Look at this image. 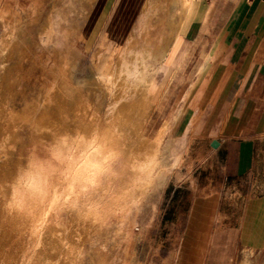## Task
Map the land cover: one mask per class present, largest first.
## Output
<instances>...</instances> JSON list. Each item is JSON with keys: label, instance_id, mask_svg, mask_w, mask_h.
<instances>
[{"label": "bare ground", "instance_id": "6f19581e", "mask_svg": "<svg viewBox=\"0 0 264 264\" xmlns=\"http://www.w3.org/2000/svg\"><path fill=\"white\" fill-rule=\"evenodd\" d=\"M204 1L190 0L194 7L184 9L185 0H144L134 30L125 35L120 33L115 40L107 35V31L98 33L101 20L88 27L87 36L82 39L96 0H58L60 3L54 5L52 2L41 20L38 17H41L43 3L40 6L39 0L15 3L13 7L6 2L0 3V144L10 149L22 140L38 137L42 134L40 130L61 113L87 116L91 112H100L114 118L144 147L143 142L155 129L148 133L153 112L186 54L187 44L180 47V42L193 21L204 14ZM98 34V44L106 39L116 46V51L111 60L102 59L96 45L89 66L83 68V54L76 44L82 40L85 48L91 50ZM121 37L122 44L118 43ZM48 42V46L41 45ZM33 46L45 49L47 66L56 65L51 59L55 57L63 70L52 68L50 83L40 89L37 86V90L28 95L22 84L25 80L21 67L24 60L30 61ZM214 49L215 44L200 50L167 112L181 110L183 113L177 125L179 127L185 119L179 132L184 137L182 144L188 140L189 123L196 119L194 115H186L188 98L204 74ZM166 68L170 70L168 77L157 93L158 76ZM50 87L51 92L48 91ZM134 235L136 239V232ZM135 239L127 244L133 245ZM120 240L119 237L112 239L108 231H97L71 219H65L61 227L50 226L38 241L36 238L30 240L21 235L18 226L0 221V261L8 264H69L65 258L67 244L86 252L90 264H101L102 261L103 264H114L112 254L118 252L124 254L120 264H142L135 258L134 250H126L127 246L123 248ZM36 243L39 247L33 253L30 249Z\"/></svg>", "mask_w": 264, "mask_h": 264}, {"label": "clouds", "instance_id": "9594fccd", "mask_svg": "<svg viewBox=\"0 0 264 264\" xmlns=\"http://www.w3.org/2000/svg\"><path fill=\"white\" fill-rule=\"evenodd\" d=\"M182 7L194 5L185 0ZM118 43H124L123 37ZM97 48L107 60L116 51L107 40ZM182 115L181 110L168 113L144 147L114 118L100 112L61 113L38 137L10 149L0 144V221L38 241L50 226L61 227L71 219L130 243L135 231L155 223L177 166L187 156L193 133L187 130L188 141L181 143L184 137L177 125ZM36 247L39 243L30 251ZM65 247L69 264H84L81 248Z\"/></svg>", "mask_w": 264, "mask_h": 264}, {"label": "crops", "instance_id": "0c3cea01", "mask_svg": "<svg viewBox=\"0 0 264 264\" xmlns=\"http://www.w3.org/2000/svg\"><path fill=\"white\" fill-rule=\"evenodd\" d=\"M207 3L193 21H199L204 41L195 45L193 64L202 48L215 49L186 115L196 116L193 137L208 148L205 166L217 183L236 186L241 205L235 223L210 229L203 264H235L239 251L264 249V0ZM116 18L124 23L121 14Z\"/></svg>", "mask_w": 264, "mask_h": 264}, {"label": "rangeland", "instance_id": "374dc122", "mask_svg": "<svg viewBox=\"0 0 264 264\" xmlns=\"http://www.w3.org/2000/svg\"><path fill=\"white\" fill-rule=\"evenodd\" d=\"M27 1L0 0V3L6 2L10 7H13L15 3H25ZM41 1L39 0L40 6L43 3L42 8L43 6L45 8L42 10L40 7L42 13L41 17H38L39 20L45 15L48 10L47 8L50 9L52 7L51 4L53 2V0ZM142 1L96 0L95 8L93 7L90 13L82 39L84 37L86 38L88 27H93V24L98 20L102 21L99 24L98 33L107 31V35L110 34L112 40H115L122 32L125 35L129 31H133L141 11ZM209 1L211 2L213 0H205L204 5ZM54 2L52 5L60 3L58 0ZM120 14L124 19V23H116L118 21L116 17ZM201 32L202 29L199 21L193 22L185 39L183 38L181 40L180 47L187 44L186 54L171 81L172 83L167 87L160 104L153 112L151 119L153 122L150 121L148 133H151L165 114H167L179 93L178 91L183 87V81L189 73L196 57L195 45L198 48L204 42ZM99 34L95 38V44H93L91 50L85 48V43L82 40H79L76 44L83 54L81 59L83 68L89 66L92 50L99 42ZM194 38H197V40L194 41ZM32 52L30 61L24 60L21 67L25 80L22 84L25 85V90L28 95L36 91L38 87L40 89L42 85L44 86L50 83L52 80V68L61 69V66L59 64L57 65L55 57L51 59H54L56 62L55 66L57 67L47 66L48 61L45 59V49L33 46ZM34 56L37 58L35 59ZM165 70L161 71L158 76L156 82L157 93L163 88L168 77L170 70L169 68ZM80 74L81 72L78 73V75ZM40 75L42 76L39 77ZM195 121L196 119L192 120L188 128V130H192L193 136ZM184 123L185 119L183 118L178 127L179 132L182 130ZM193 136L187 156L183 164L177 166V174L165 192V201L160 214L156 217L155 223L150 228L144 229V231H135L136 239L133 245H129L120 240L123 248L127 246L126 250H134L135 258L142 264H203L210 229L223 224L235 223L239 217L238 214L240 213L241 205L239 201H236V186L217 183L219 177H213L211 169L207 168L204 163L203 157L208 148L203 142L196 141ZM211 178H215V182L210 185L209 181ZM231 214L233 216H230ZM263 252L264 249L261 253H255L253 255V249L251 248L241 250L238 252L235 264H264V257L259 260V257L263 256ZM85 258L84 263L90 264L87 253ZM112 260L114 264H120L124 260V254L122 252H118L117 254L113 253Z\"/></svg>", "mask_w": 264, "mask_h": 264}]
</instances>
